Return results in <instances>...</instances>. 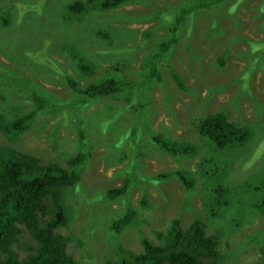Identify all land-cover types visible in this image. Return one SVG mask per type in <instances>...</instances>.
Wrapping results in <instances>:
<instances>
[{
	"label": "rangeland",
	"instance_id": "1",
	"mask_svg": "<svg viewBox=\"0 0 264 264\" xmlns=\"http://www.w3.org/2000/svg\"><path fill=\"white\" fill-rule=\"evenodd\" d=\"M73 1L0 0V7L6 4L14 12V24L0 22V68H4L0 80L7 79L4 74L19 78L21 89H0L4 95L0 102L9 111L15 106L19 114L34 109L26 101L25 85L47 102L14 141L0 129V146H13L42 164L62 167H69L79 150L90 154L80 168L81 182L68 200L71 219L61 229L75 237L69 240V253L88 264L119 262L121 248L143 251L141 235L157 242V232L167 230L173 219L186 228L199 216L208 233L219 234L218 264L264 263V208L258 207L264 205V190L255 189L264 182V0H226L209 12L193 14L183 25L175 58L170 63L164 60L162 66L152 55L167 28L142 41L157 25L145 14L165 8L174 13L181 0H152L149 5L135 0L111 11L96 10L89 19L70 16L68 5ZM22 2L34 4L26 12ZM98 30L107 32L109 39L97 36ZM76 52L86 57L90 72ZM118 62L120 70L115 69ZM151 68L164 80H147ZM170 69L181 76L190 93L177 86ZM118 76L142 85L89 98L74 95L67 80L72 77L78 89H84ZM240 76L251 81L252 93L242 88ZM49 102L59 109H49ZM218 111L242 126L254 125V136L245 145L211 148L210 155L199 136L200 122ZM144 117L149 130L142 125ZM80 129L85 142L80 140ZM152 133L172 142L197 143L200 151L191 157L173 156L151 141ZM205 158L209 161L202 167ZM175 170L194 176L192 191L177 177L155 183L141 179ZM129 179L130 196L107 198V190ZM221 183L231 189L216 193ZM143 196L149 202L145 208ZM212 196L213 208L207 210L205 201ZM129 202L137 210L136 224L119 232L109 230ZM36 246L24 232L14 248L25 257Z\"/></svg>",
	"mask_w": 264,
	"mask_h": 264
},
{
	"label": "trees",
	"instance_id": "2",
	"mask_svg": "<svg viewBox=\"0 0 264 264\" xmlns=\"http://www.w3.org/2000/svg\"><path fill=\"white\" fill-rule=\"evenodd\" d=\"M132 1L135 0H74L68 5V9L72 12L70 16L80 15L82 18L86 16V19H89L96 10L111 11ZM140 1L148 5L152 3V0ZM225 1L181 0L176 7L178 10L174 13L173 10L165 8L145 14L152 21H156L157 25L151 26V29L146 31L142 41L151 39L155 31L167 28V35L156 47L157 50L152 55L153 59L157 60L161 66L164 60L170 63L175 58L176 53L174 50L184 30L183 25L188 19L193 14H202L209 12L215 6H222ZM22 4L25 5L27 12L34 3L22 2ZM5 5L0 7V22L4 26H10L11 23L14 24V12L12 8ZM94 33L100 36L102 40H108L110 37L105 31L98 30ZM141 45L142 42L137 46V49ZM76 55L83 62L85 71L90 72L88 67L85 66L86 57L78 52H76ZM220 61L223 65V56H221ZM53 63L61 67L55 61ZM153 64L155 63L153 62ZM166 65L168 66V64ZM119 66L120 62L115 66V69L120 70L121 67ZM170 70V74L177 86L181 90L190 93V88L182 80L181 76L174 69ZM3 71L4 68H0V74ZM4 75L7 79H5L4 83L0 80V89H5L6 86H9L11 92L19 88V78ZM148 76L150 79L147 80L149 81L152 80L154 82L155 79L158 81L164 80L162 75L156 76L152 68L149 69ZM69 79L67 78L74 95L82 94L89 98L115 95L125 88L142 85L126 77L118 76L104 79L97 83H90L84 89H78V82L72 77H69ZM239 79L243 82L242 88L252 93L251 81L248 82L244 76H240ZM25 81L28 82L27 80ZM20 90L19 88L18 91ZM23 91L28 97L26 101L34 105V109L28 112L19 114L15 111V106H11L9 111L8 107H3L2 102H0V129L11 141H14L20 133L30 128L38 113L45 109L47 104L30 87L25 85ZM3 97L4 95L1 91L0 101ZM149 103H152L151 99H149ZM48 105L49 109H59L54 104H50V102ZM9 113L12 115H9ZM141 121L143 127L149 130L150 126L147 118L144 117ZM138 122L136 121V125H138ZM254 130V125L242 126L239 121H230L224 111H218L201 120L199 136L206 144L207 150H209L211 155V148L219 150L227 146L233 147L235 144L245 145L248 139L254 136L252 133ZM78 132L81 137L80 140L85 142L83 130L80 129ZM137 133L139 134V132ZM150 136L151 141L155 145L179 158L191 157L200 151L199 144L194 142H172L161 134L152 133ZM89 155V152L79 150L69 160V167H62L56 163L42 164L41 160L36 156L17 150L13 146H0V264H88L75 260L73 255L69 253V240L75 239V237L63 234L61 229L66 227L71 219L72 207L68 200L71 197V193L74 192L77 185L81 182L80 168ZM208 161L205 158L200 165L205 167ZM169 177L180 179L188 191L194 189L196 179L191 173L183 170L160 173L153 177H142L141 179L155 183ZM221 184L222 186L217 188L216 193L223 194L225 189L226 191L231 189L228 186H224L223 183ZM131 189V180L129 179L123 186L107 190L106 195L111 200H117L129 195ZM255 189L258 191L264 190V182L261 187ZM212 198L214 196L209 201H205L207 210L213 208L212 204L214 202ZM141 204L143 208L148 207L149 202L146 196L141 199ZM258 207L264 208V205ZM137 221V210L129 202L126 212L111 221L109 230L119 232L136 224ZM206 227V223L199 216L195 217L186 228L181 226L179 219H173L167 230L157 232V242L141 235L140 241L143 251L134 253L131 250L126 251L121 248L119 262L109 261L108 264H218L222 260V255L218 249L219 234L208 233ZM24 232H28L31 235L37 246L31 247L32 253L30 252L25 257H20L19 252L14 247L15 244L20 242L21 235ZM26 246L30 249V244Z\"/></svg>",
	"mask_w": 264,
	"mask_h": 264
}]
</instances>
